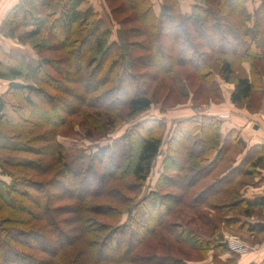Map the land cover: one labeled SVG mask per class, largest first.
<instances>
[{
    "label": "trees",
    "instance_id": "obj_1",
    "mask_svg": "<svg viewBox=\"0 0 264 264\" xmlns=\"http://www.w3.org/2000/svg\"><path fill=\"white\" fill-rule=\"evenodd\" d=\"M125 1L145 25L148 45L111 40L99 57L90 56L99 29H90L83 18L67 22L62 14L51 12L47 14L48 32L55 40L51 45L55 48L58 41V47L67 49L72 73L52 66L59 74L54 77L39 64L33 72L42 87L17 81L0 90V264H191L172 253L139 255L137 250L149 244V235L158 228L174 231L180 241L201 253V259L211 251L213 255L215 250L230 251L215 240L218 226L207 237L168 221L175 206L208 180L210 169L221 158L227 145L222 128L226 119L206 113L183 116L171 130L165 116L146 119L123 136L120 154L99 146L87 157L65 156L70 146L59 140L58 129L70 116L80 115L81 126L104 129L106 135L125 120L147 112L152 100L145 74L137 72V66L157 67L170 75L190 67L210 88H216L218 74L233 83L230 100L236 106L247 104L256 90L262 95L264 0L254 11L247 8L248 0H213L192 13L182 12L178 0H166L160 14L152 0ZM48 3L41 0L42 6ZM106 4L115 19L120 4L111 7L110 0ZM17 17L14 9L2 23V32L9 31ZM133 48H147L148 54L134 55ZM230 58L243 67V74L236 76ZM44 80L51 90L44 87ZM30 110L39 115V124L27 119ZM166 135L165 170L173 166L177 174L171 178L164 173L158 188L139 198L138 187L152 173ZM87 136L91 135L86 132ZM230 136L242 142L238 132ZM40 141L49 144L40 145ZM260 166L264 167V145H254L237 171L220 174L196 190L193 199L199 203L193 205H207L218 214L226 211L223 217L232 213L226 222L249 233L264 230V224L239 217H261L264 197H234L236 174L256 175ZM127 173L134 177L138 199L122 207L125 194L113 182ZM3 174L11 183L1 180ZM165 201L171 206L167 210Z\"/></svg>",
    "mask_w": 264,
    "mask_h": 264
},
{
    "label": "rangeland",
    "instance_id": "obj_2",
    "mask_svg": "<svg viewBox=\"0 0 264 264\" xmlns=\"http://www.w3.org/2000/svg\"><path fill=\"white\" fill-rule=\"evenodd\" d=\"M37 1L39 2V8L32 10L33 14H26L21 10L20 13H18L19 17L16 18L11 29L9 31L5 30L1 32L5 37L9 38V45L0 43V90L2 91L8 89L10 84L17 81L28 86H33L36 89L42 87L43 84H40L39 77L33 72L39 64H43L46 71L52 72L54 77H59V74L52 70V66H56L60 68V70H70V73H72L71 70L73 69L70 65L71 60H69L68 55L66 56L67 49H61L58 47V41H56L57 46L55 48L51 45L55 42V40L52 39V36L50 37L48 32L50 25L47 23V8L44 5L40 6L41 0ZM53 1L56 2L50 7L51 11L59 9L58 5L59 2H61V0ZM165 1L166 0H164V2ZM203 1H206L207 3L205 5H208L213 0ZM260 2L261 0H249V10L254 11L256 7L260 6ZM48 5L50 4L48 3L47 7ZM79 6L80 5H78V7ZM110 6H118L115 12L116 20L110 14L109 10H105L97 14L95 10L98 9L94 0L91 2H82V10L87 9L83 16L85 21L88 23L89 28L92 29L96 27L99 29L96 49L90 56L99 57L110 40H119L124 43L126 41L140 42L148 45L150 37L147 35L146 27L141 22L138 13L129 8L128 2L125 0H110ZM194 10L196 11L197 9ZM83 16L73 14L70 19L68 13L64 12V17L67 22L71 21L73 18H82ZM22 18H25V23L29 21L28 27L22 26ZM167 40L168 39L165 38L162 39L163 42H166ZM13 42L16 44L13 45ZM147 48L145 50L133 48L132 53L137 56L145 55L148 54ZM230 61L233 65L236 76L243 74V67H241V65H239L234 58H230ZM136 71L140 72L142 75L145 74L144 78L152 100L150 109L145 113H140L125 120L116 128V130H114V132H110L106 135L103 133V131L105 132L104 129L101 132L100 130L91 129L92 127L81 126V123L83 122L82 116H70L67 119V123L61 124L58 129L59 140L66 146H70V150L65 151V156L68 157L73 155V157H75L80 153L81 155L87 157L88 154L91 155L94 151H96L99 146H109L110 152L120 154L124 144L122 138L135 124L146 119L162 118L167 114L169 119H173L169 121L167 118L169 130H171L180 116H198L201 113L207 112L213 105H221L225 102H228L229 104L230 101H228V95L230 94V90L234 87L233 83L225 82L218 74H215V79L217 81L216 85L218 87L215 86L216 88H210V85L203 81L197 72L190 67L176 69L173 75L162 73L157 67L153 66H137ZM43 83L45 84V80ZM44 87L51 90V88L47 87L46 84ZM214 91L215 94L213 93ZM218 94H220V96ZM262 100H264V93L261 95V91L256 90L253 98L250 99L247 104L237 107L246 108L250 111H256L261 106ZM26 117L30 121H33V123L39 124L36 123L39 115L34 110H30V113ZM40 130L38 129L36 132ZM86 132L91 136L86 137ZM167 138L168 137L166 135L161 147L162 152H160L154 161L152 173L142 187H138L141 191V196L139 198H142L152 189L156 190L158 188L157 184L160 182L164 173L168 176H172L171 178H174V176H176L175 174H177V171L174 170L173 166H170V170L167 172L165 170L164 160L167 150ZM39 143L40 145L49 144L45 141H40ZM227 150H229V148H227L226 145L223 149L221 158L216 162L215 168L210 169L211 172L209 178L203 184L207 185L209 181L213 178L215 179V177L217 178L229 166L227 161H222L224 153H226ZM232 153H234V151H230L228 154ZM1 180L11 183V178L4 176V174L1 175ZM203 184L196 187L194 191L189 192L188 195L185 196V199L181 201V204L175 206L173 212L168 218V221L170 223L174 222L175 224H181L182 227L188 230H194V232L197 231L207 237L210 236V231H214L216 226L220 228V225H223L222 230L217 229L215 232V240L217 242H225L223 232H225L226 229L222 214H225L226 211L218 214V212H212L210 207L207 205H197V207L196 205H193L199 203L198 199L196 201L193 198H195L196 190L202 188ZM113 185L119 187L125 194L126 199L122 201V207L127 206L132 199H136L139 190L135 191L134 189L135 182L132 175H129L128 173L124 174L120 179L114 180ZM235 186L237 187V185ZM56 189L62 190V187H56ZM1 190L4 192L2 185ZM235 195L236 193L234 194V197ZM167 202L168 201H165V203H163L166 210L171 207ZM67 204H73V202L67 201ZM228 209L229 207L224 210ZM144 215L149 216V213H145ZM126 216L127 215H125L123 219L124 221L126 220ZM236 229L239 230L238 228ZM235 234L239 233L236 232ZM148 243V245H143L142 248L137 250L139 255L151 254L152 252H156V254L172 253L175 258L187 259L191 264L213 263V261L212 263L209 261L206 262V259H208L211 254L213 255L214 251H211L205 259H201V253H199L190 244L180 241L174 231H170L168 228H158V232L156 234L152 236L149 235ZM220 253L221 252L219 250H215L216 255H213V258H215L216 262L221 261L223 262L222 264H232V262L222 259V255L225 253Z\"/></svg>",
    "mask_w": 264,
    "mask_h": 264
},
{
    "label": "crops",
    "instance_id": "obj_3",
    "mask_svg": "<svg viewBox=\"0 0 264 264\" xmlns=\"http://www.w3.org/2000/svg\"><path fill=\"white\" fill-rule=\"evenodd\" d=\"M84 1H93V0H61L59 2L57 10L51 11L50 7L53 6V4L56 1L50 0L48 7L46 5V12L47 14L51 12H57L62 14L64 16V12L68 13L71 19L73 14L81 15L86 13V10H82L81 5ZM154 4V10L157 14H160L165 10V2L164 0H152ZM95 4L97 5V9L95 12L99 14L102 11L109 10L108 6L106 4V0H94ZM180 9L184 13H192L194 12L197 6H200L201 4H206V1L203 0H178ZM249 2V0H248ZM78 5H80L78 7ZM248 5V3H247ZM42 6V4H40ZM39 8V2L37 0H0V43L9 45L7 37H5L1 32V26L4 22V19L6 16L15 9L17 13H20L22 10L26 14H33L34 9ZM249 9V5L247 6ZM37 14V13H35ZM84 20V16L82 17ZM29 21L22 26H29ZM111 41V40H110ZM16 43L13 42V45ZM20 45V44H19ZM22 45V44H21ZM245 70L249 71L250 67L248 68V65H245ZM234 88V87H233ZM233 88L230 90V94L233 90ZM230 94L229 96V104L228 102H225L221 105H213L212 108H210L206 114H215L221 112H229L231 113V117L226 119L223 123V133L227 143V148L229 150L224 153V158L222 161H227L229 166L225 169L224 172L221 173V175H225L231 170L237 171L239 169V165L242 162V160L246 157V154L250 147L254 145H264V100H262L261 106L256 111H250L246 108H241L235 106L231 100H230ZM163 115V114H162ZM166 118H168V115H164ZM183 117V116H180ZM169 119V118H168ZM173 119H169L171 121ZM236 131L239 133V135L242 138V142L237 143L235 138L233 136H230V132ZM229 136V137H228ZM229 139H232L229 140ZM234 149L232 150L231 149ZM231 149V150H230ZM230 151H234L232 154H228ZM212 168H215V165L212 166ZM233 171V172H234ZM236 180L235 185H237V193L235 195V199L238 200H254L256 198L264 197V167L260 166L257 168V174L256 175H249L247 173H238L236 174ZM237 181V182H236ZM237 183V184H236ZM259 209V208H258ZM261 209V208H260ZM263 213L261 217H259L258 214L253 215L252 217H246L244 215H240L239 217L242 219V221H247L252 224H264V207L262 208ZM233 214L229 213L226 216L222 217L224 226H225V232H223V238L225 241L226 237H236L241 240H243L249 247L248 251L243 254L234 253L232 250L225 253L222 259L228 262H232V264H263L264 263V230L256 232V233H249L245 230H237L232 225L226 223L225 218H230ZM219 228V230H222V226ZM238 232L239 234H235ZM222 233V232H220ZM242 236H241V235ZM222 242V241H220ZM227 247V246H226ZM221 256V257H222ZM213 261L212 264H222L221 261H215V258H213V255L211 254L208 259H206V262ZM194 264V263H193Z\"/></svg>",
    "mask_w": 264,
    "mask_h": 264
},
{
    "label": "built area",
    "instance_id": "obj_4",
    "mask_svg": "<svg viewBox=\"0 0 264 264\" xmlns=\"http://www.w3.org/2000/svg\"><path fill=\"white\" fill-rule=\"evenodd\" d=\"M222 119H228L231 117V113L225 112L218 114ZM225 242H227V247L234 253L243 254L248 251V245L241 239L236 237H226Z\"/></svg>",
    "mask_w": 264,
    "mask_h": 264
},
{
    "label": "water",
    "instance_id": "obj_5",
    "mask_svg": "<svg viewBox=\"0 0 264 264\" xmlns=\"http://www.w3.org/2000/svg\"><path fill=\"white\" fill-rule=\"evenodd\" d=\"M222 244H223L224 246H227V242H222Z\"/></svg>",
    "mask_w": 264,
    "mask_h": 264
}]
</instances>
